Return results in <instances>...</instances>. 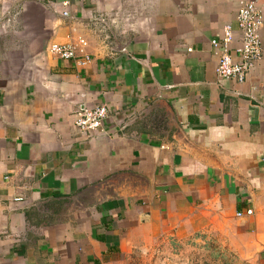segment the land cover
<instances>
[{
	"label": "crops",
	"instance_id": "crops-1",
	"mask_svg": "<svg viewBox=\"0 0 264 264\" xmlns=\"http://www.w3.org/2000/svg\"><path fill=\"white\" fill-rule=\"evenodd\" d=\"M240 1L264 22V0H0V264H115L193 231L264 264V23L243 83L210 47ZM78 38L83 68L47 53ZM100 106L101 132L74 126Z\"/></svg>",
	"mask_w": 264,
	"mask_h": 264
},
{
	"label": "built area",
	"instance_id": "built-area-1",
	"mask_svg": "<svg viewBox=\"0 0 264 264\" xmlns=\"http://www.w3.org/2000/svg\"><path fill=\"white\" fill-rule=\"evenodd\" d=\"M62 7L66 8L67 3H63ZM61 16L68 18L69 14L64 10L61 12ZM105 20L106 17H99L94 19V22L105 26ZM4 21L9 23L11 18L0 19L2 25L5 24ZM263 23L261 7L255 1H240L238 3L235 17L236 29L239 33L238 39L233 27L226 24L222 26L217 37L210 41L213 55L217 58L215 67L217 77L234 80L238 83H243L246 80L247 75L262 59L260 33ZM121 31H123L122 28ZM235 42H237V46L233 47ZM86 48V41L78 38L74 43L51 44L47 48V53L63 61H75L78 67L83 68L90 61ZM188 52L191 50L188 49ZM106 116L107 108L105 106L93 109L83 108L75 113L74 126L83 133L101 132ZM251 214L252 211L247 210L245 213L237 212L236 217L241 218L243 215L250 216Z\"/></svg>",
	"mask_w": 264,
	"mask_h": 264
},
{
	"label": "rangeland",
	"instance_id": "rangeland-1",
	"mask_svg": "<svg viewBox=\"0 0 264 264\" xmlns=\"http://www.w3.org/2000/svg\"><path fill=\"white\" fill-rule=\"evenodd\" d=\"M219 233L193 231L164 235L141 245L115 264H262L239 257Z\"/></svg>",
	"mask_w": 264,
	"mask_h": 264
}]
</instances>
